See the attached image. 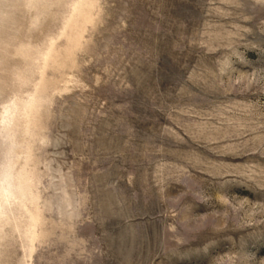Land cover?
Wrapping results in <instances>:
<instances>
[{
  "label": "rangeland",
  "instance_id": "1",
  "mask_svg": "<svg viewBox=\"0 0 264 264\" xmlns=\"http://www.w3.org/2000/svg\"><path fill=\"white\" fill-rule=\"evenodd\" d=\"M0 264H264V0H0Z\"/></svg>",
  "mask_w": 264,
  "mask_h": 264
}]
</instances>
